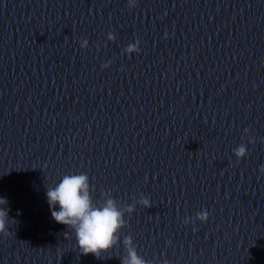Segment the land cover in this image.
I'll return each instance as SVG.
<instances>
[{"label": "water", "instance_id": "water-1", "mask_svg": "<svg viewBox=\"0 0 264 264\" xmlns=\"http://www.w3.org/2000/svg\"><path fill=\"white\" fill-rule=\"evenodd\" d=\"M261 165L264 0H0V264H264ZM74 173L150 199L99 257L47 203Z\"/></svg>", "mask_w": 264, "mask_h": 264}, {"label": "clouds", "instance_id": "clouds-1", "mask_svg": "<svg viewBox=\"0 0 264 264\" xmlns=\"http://www.w3.org/2000/svg\"><path fill=\"white\" fill-rule=\"evenodd\" d=\"M107 38L114 39L111 31L107 33ZM86 45L87 40H82L81 48ZM234 152L239 161V158L246 154V146L242 144L234 149ZM260 171L264 173V165L260 166ZM110 193V190L102 192V199L94 202L86 173L66 174L46 190L52 218L74 231L78 247L83 254L92 253L99 257L102 252L117 243L118 231L125 224V211L131 214L136 204L151 207L149 197L141 194L134 203L122 209ZM7 204V198L0 196V229L5 228L9 219ZM208 216L209 211L206 208L195 213V217L200 221H207ZM188 222L189 218H185L184 223ZM192 222L195 223V219ZM123 243L127 254L121 257V264H150L138 254L131 237H126Z\"/></svg>", "mask_w": 264, "mask_h": 264}]
</instances>
